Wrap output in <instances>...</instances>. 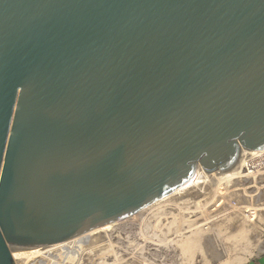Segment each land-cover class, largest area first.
Here are the masks:
<instances>
[{
  "label": "water",
  "instance_id": "1",
  "mask_svg": "<svg viewBox=\"0 0 264 264\" xmlns=\"http://www.w3.org/2000/svg\"><path fill=\"white\" fill-rule=\"evenodd\" d=\"M264 149V0H0V264Z\"/></svg>",
  "mask_w": 264,
  "mask_h": 264
},
{
  "label": "rangeland",
  "instance_id": "2",
  "mask_svg": "<svg viewBox=\"0 0 264 264\" xmlns=\"http://www.w3.org/2000/svg\"><path fill=\"white\" fill-rule=\"evenodd\" d=\"M238 168L52 251L59 264H248L264 250V170Z\"/></svg>",
  "mask_w": 264,
  "mask_h": 264
},
{
  "label": "bare ground",
  "instance_id": "3",
  "mask_svg": "<svg viewBox=\"0 0 264 264\" xmlns=\"http://www.w3.org/2000/svg\"><path fill=\"white\" fill-rule=\"evenodd\" d=\"M258 153H259V150H251V149H249V150L241 153L238 161L236 162V164L232 168L239 167L241 169L240 170L238 168L239 171H242V170L245 171L244 167L246 166V163L248 162V158H252L253 156L257 155ZM253 163H255V162H253ZM232 168H230V169H232ZM230 169L227 170V171H224V172H221V171H215V172L205 171V172H203V173H201V174L193 177L189 182H187L186 184L182 185L181 187L173 190L171 193L163 196L159 200L160 201L161 200H165L170 195L176 194V193H180V192H182L184 190L186 191V189L187 188H190V187L192 189V187L194 188L195 186H202L205 183L216 182V181H218L220 179L218 177L220 175V173H225V177L226 178H235V177H237V176H234L232 174V172L230 171ZM246 175H248V173L247 174H244V176H246ZM231 182L233 183V182H236V181H231ZM159 200H157V201H159ZM114 224L115 223L110 224V225H107L105 227L97 228V229H95L93 231H90V232H88L86 234H83V235L79 236L78 238L77 237L76 238L77 239H86L87 237H89L90 235H92L94 233H97V232L98 233L99 232L101 233V231H103V230L110 229ZM71 241L69 240V241L64 242L63 244L61 243V244H57V245H54V246H46V247H40V248H19V249H12V254H13V257H14L16 263L17 264H20V263H22L25 260L26 257H28L30 255H36V254L43 253L44 251H50V250H54V249H56L58 247H63L65 245H68Z\"/></svg>",
  "mask_w": 264,
  "mask_h": 264
},
{
  "label": "built area",
  "instance_id": "4",
  "mask_svg": "<svg viewBox=\"0 0 264 264\" xmlns=\"http://www.w3.org/2000/svg\"><path fill=\"white\" fill-rule=\"evenodd\" d=\"M248 162L244 167L245 172L249 171L248 174H257L264 170V149H260L257 155L248 158ZM58 258L59 256L56 255L54 251L50 250L40 254L30 255L20 264H59Z\"/></svg>",
  "mask_w": 264,
  "mask_h": 264
},
{
  "label": "crops",
  "instance_id": "5",
  "mask_svg": "<svg viewBox=\"0 0 264 264\" xmlns=\"http://www.w3.org/2000/svg\"><path fill=\"white\" fill-rule=\"evenodd\" d=\"M248 264H264V250L254 257Z\"/></svg>",
  "mask_w": 264,
  "mask_h": 264
}]
</instances>
